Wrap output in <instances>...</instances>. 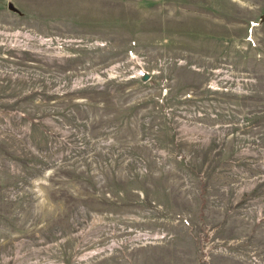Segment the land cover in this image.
I'll return each mask as SVG.
<instances>
[{"label":"rangeland","instance_id":"obj_1","mask_svg":"<svg viewBox=\"0 0 264 264\" xmlns=\"http://www.w3.org/2000/svg\"><path fill=\"white\" fill-rule=\"evenodd\" d=\"M263 14L0 0V264H264Z\"/></svg>","mask_w":264,"mask_h":264},{"label":"water","instance_id":"obj_2","mask_svg":"<svg viewBox=\"0 0 264 264\" xmlns=\"http://www.w3.org/2000/svg\"><path fill=\"white\" fill-rule=\"evenodd\" d=\"M10 6L12 7L11 4H10ZM262 18L264 19V14H263ZM146 78H147V75H144V76H143V79H146Z\"/></svg>","mask_w":264,"mask_h":264}]
</instances>
